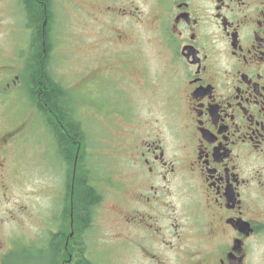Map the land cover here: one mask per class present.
I'll return each instance as SVG.
<instances>
[{"label": "flooded vegetation", "instance_id": "af4514ba", "mask_svg": "<svg viewBox=\"0 0 264 264\" xmlns=\"http://www.w3.org/2000/svg\"><path fill=\"white\" fill-rule=\"evenodd\" d=\"M56 1L36 23L39 0H16L19 18L0 0V264H98L109 242L126 264H264V0H71L109 34H80L91 49L73 58L102 62L75 85H127L119 178L85 219L64 118L33 88L52 34L80 40L67 19L59 38Z\"/></svg>", "mask_w": 264, "mask_h": 264}, {"label": "rangeland", "instance_id": "374dc122", "mask_svg": "<svg viewBox=\"0 0 264 264\" xmlns=\"http://www.w3.org/2000/svg\"><path fill=\"white\" fill-rule=\"evenodd\" d=\"M60 7L61 4L59 0H57L54 9L57 15L59 38L62 33L60 23L65 22L67 19L68 36L78 34L80 40L79 42L74 43L72 39H69L66 43L60 44L53 33V44L56 46V51L52 52L51 66L57 74L65 77L69 85L73 83L75 79L74 76L78 73L76 76L84 78V87L89 80L88 75L90 74L84 76L83 72L86 70L90 71V73L95 72L102 60H96L91 64L86 60L83 61L73 58L74 55H80L82 50L91 49V44L81 41L82 37L80 34L84 33L91 35L92 39L96 42L100 40L107 41L109 39V34H95L93 32V28L95 27L94 22L87 17L85 11L74 7L71 0H67L66 3L63 4L64 9L61 10ZM153 33L154 31L149 30L147 35L153 38ZM126 35L130 39L133 38L128 33H126ZM70 37L72 38L73 36ZM141 40V46L143 45L146 48L153 46V43L150 42L151 40L147 39L146 35H143ZM61 47H63L62 53L60 52ZM68 49H73V51L71 53L67 52L68 54H66ZM120 55L123 54L121 53ZM121 59L122 57L118 58L119 61H121ZM107 60H111V63H113L115 59L110 57L107 58ZM70 87L71 91L77 93V99L80 102L79 103L74 97L75 101L73 104L81 106L79 114L86 120H83L86 137L84 138L81 152L85 147V152H90V154L85 156L84 163L88 168L93 169V173L95 174L93 179L97 183V188L104 195V200L100 207L103 206L104 208V203L107 200V190L110 189V184H105L106 179L108 176L113 179L119 178L120 160L117 157V154L118 144L122 145L124 143V116L127 110V85L122 77L117 76L114 80L113 78L110 80L101 78L95 85L85 87L82 91L80 90L83 87L80 85H77L75 88L72 86ZM94 150L99 152L97 158L91 155ZM100 183L104 185V188L99 187ZM110 204L111 201L109 202V206ZM104 215L110 216L107 210H104L103 215L101 216L102 219H104ZM103 224L107 227L110 226L108 219H105ZM105 233H107V231H105ZM97 242L100 244L99 240H97ZM106 248H108L111 255L108 253L99 254L98 264H126L128 262V253L125 252L121 244L113 245L109 242L107 243Z\"/></svg>", "mask_w": 264, "mask_h": 264}, {"label": "trees", "instance_id": "16d2710c", "mask_svg": "<svg viewBox=\"0 0 264 264\" xmlns=\"http://www.w3.org/2000/svg\"><path fill=\"white\" fill-rule=\"evenodd\" d=\"M39 9L38 12L32 10L30 11V16L36 19V23L41 21L43 17V9L44 3L46 0H39ZM47 24H45V27ZM47 51V45H45ZM35 66L36 73L34 75L35 78V85L33 88L38 89L41 91L42 98L45 99L46 102L52 107L53 110H56L58 115L64 118V123L67 127V131L69 136L65 138L64 134H60V138L63 140L60 144L64 143L67 145L68 149V165H69V175H70V168L73 166V169L76 171L75 182L77 183L78 176L82 175L81 182V193L79 191L77 195V205H79V217L85 219L88 213V208L94 202H98L101 199V194L95 186L92 185L91 180L93 179V169L88 168L84 163L85 156L90 154V152H85V147L81 152L82 145L80 149L77 150L75 140L81 138L84 142V138L86 137V133L83 129V123L80 127V123L78 121L79 112L77 110L72 109V99L75 97V92L71 91V87H67L63 91L67 95V111L65 109V113H63V103L64 100L62 99L61 95V87L58 86L54 81V77L52 76L48 64L46 56H38L33 61ZM63 110V111H62ZM83 121V120H82ZM80 136V137H79ZM81 152V153H80ZM83 159V160H82ZM90 181V182H89ZM91 183V184H89ZM77 189V187H75Z\"/></svg>", "mask_w": 264, "mask_h": 264}]
</instances>
